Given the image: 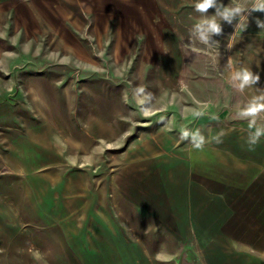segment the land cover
Masks as SVG:
<instances>
[{
  "label": "rangeland",
  "instance_id": "1",
  "mask_svg": "<svg viewBox=\"0 0 264 264\" xmlns=\"http://www.w3.org/2000/svg\"><path fill=\"white\" fill-rule=\"evenodd\" d=\"M15 2L0 0V264H264V136L250 150L237 116L264 89V13L227 50L226 22L220 46H185L196 0ZM229 57L260 82L236 91ZM201 161L229 171L230 201L189 229L168 209Z\"/></svg>",
  "mask_w": 264,
  "mask_h": 264
},
{
  "label": "clouds",
  "instance_id": "2",
  "mask_svg": "<svg viewBox=\"0 0 264 264\" xmlns=\"http://www.w3.org/2000/svg\"><path fill=\"white\" fill-rule=\"evenodd\" d=\"M210 9L215 10L214 14L209 15ZM194 10L201 15V19L190 29V43L185 46L191 47L193 40L199 41L208 49L220 46V42L215 40L214 37L223 35L222 22H226L235 29V34L228 37L226 46L227 50H231L234 47L236 34L244 31L249 26L250 17H253L254 13H264V0H243V3H233L231 0V3L227 6L224 5L222 0H196ZM255 23L261 31H264V19L257 16L255 17ZM224 69L228 72L229 83L236 91L241 93L252 89V86L257 85L261 80L260 74L254 73L249 68H236L231 57H229ZM181 85L183 86V82H181ZM257 91L259 94L253 95L245 107L237 113L240 119L248 121L247 144L250 150L254 149L260 138L264 136V127L257 126V118L264 113V89H257ZM134 95H147L148 99H151V94L146 93L143 86H137ZM144 111L147 114L148 109L145 108ZM201 114L197 113V115ZM180 139L189 141L191 146L197 150H203L206 144V138L199 130L184 129L180 133ZM217 142H219L218 137Z\"/></svg>",
  "mask_w": 264,
  "mask_h": 264
},
{
  "label": "crops",
  "instance_id": "3",
  "mask_svg": "<svg viewBox=\"0 0 264 264\" xmlns=\"http://www.w3.org/2000/svg\"><path fill=\"white\" fill-rule=\"evenodd\" d=\"M16 1L17 2H15V5L16 3H24L28 5L29 8L31 7L30 0ZM23 20L27 21V18H23ZM46 20L48 21V18H46ZM23 34L30 36V34L26 32H24ZM225 171H227V173L229 172L223 164L217 161H210L208 163H202L201 161V165L199 167H194V169L191 168L190 175L185 177L182 181L183 187L178 188L177 193L174 194L179 198H181L180 196H182L181 203L174 208H170L169 206L168 212L172 214V212L174 211V218L184 220V226L189 229L206 227V225H204V222L208 219V212H223L225 210L222 206L224 205V200H229L228 196L230 195L229 191L232 189V183L230 182V180H228L230 179L229 177H224L226 176ZM196 173L199 174V176H197ZM211 189L214 191L209 192V190ZM209 195L210 197H213L211 203H215L217 200H219V203H221V205L218 204L219 206H217V203L215 205H208V199H204V197H207ZM198 196L202 198L198 200ZM197 204H199L200 206L196 207ZM217 207H219V209H217ZM196 213H201V215H196ZM181 214H183V216ZM222 219L223 217L220 220Z\"/></svg>",
  "mask_w": 264,
  "mask_h": 264
}]
</instances>
